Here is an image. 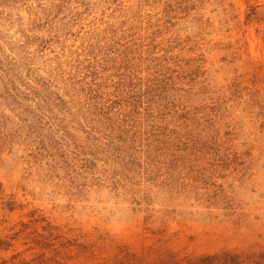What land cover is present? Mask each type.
Returning a JSON list of instances; mask_svg holds the SVG:
<instances>
[{
    "label": "rangeland",
    "instance_id": "374dc122",
    "mask_svg": "<svg viewBox=\"0 0 264 264\" xmlns=\"http://www.w3.org/2000/svg\"><path fill=\"white\" fill-rule=\"evenodd\" d=\"M0 264H264V0H0Z\"/></svg>",
    "mask_w": 264,
    "mask_h": 264
},
{
    "label": "clouds",
    "instance_id": "9594fccd",
    "mask_svg": "<svg viewBox=\"0 0 264 264\" xmlns=\"http://www.w3.org/2000/svg\"><path fill=\"white\" fill-rule=\"evenodd\" d=\"M223 7H227V3L225 2L223 5H221ZM214 15V14H213Z\"/></svg>",
    "mask_w": 264,
    "mask_h": 264
}]
</instances>
